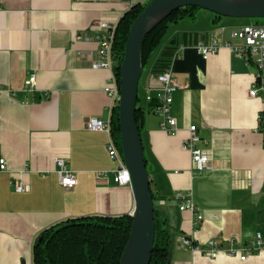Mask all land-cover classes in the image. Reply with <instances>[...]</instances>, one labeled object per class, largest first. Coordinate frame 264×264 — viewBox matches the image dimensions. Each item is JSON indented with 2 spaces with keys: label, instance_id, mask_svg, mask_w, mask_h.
Listing matches in <instances>:
<instances>
[{
  "label": "crops",
  "instance_id": "crops-1",
  "mask_svg": "<svg viewBox=\"0 0 264 264\" xmlns=\"http://www.w3.org/2000/svg\"><path fill=\"white\" fill-rule=\"evenodd\" d=\"M148 1L0 0V153L7 160L0 172V264H34L36 239L60 222L132 215L133 187L115 181L108 133L88 127L91 117H109L105 87L111 76L94 66L88 51L96 47L93 25H116L134 4ZM242 25L204 9L195 19L171 22L142 70L141 137L156 217L172 233L171 264H264V251L246 259L225 253L212 258L183 245L189 237L224 246L234 239L240 246L258 232L264 235V138L256 131L262 101L250 96L257 68L226 46L207 59L195 49L198 41L220 35L222 26L218 40L230 41L231 28ZM174 40L178 56L170 67L179 85L172 105L178 132L170 134L148 97L158 94L153 67ZM33 73L36 89L26 92L24 82ZM192 125L201 138L197 147L212 158V166L200 172L184 147ZM57 158L76 172L74 187L60 184ZM14 177L29 189L17 192ZM179 191L190 194L203 214L198 227L180 209Z\"/></svg>",
  "mask_w": 264,
  "mask_h": 264
},
{
  "label": "built area",
  "instance_id": "built-area-1",
  "mask_svg": "<svg viewBox=\"0 0 264 264\" xmlns=\"http://www.w3.org/2000/svg\"><path fill=\"white\" fill-rule=\"evenodd\" d=\"M116 27L117 24H110L106 21H100L92 26L93 30L97 31L98 34L95 37L96 47L93 50H89L88 54L94 58V66L107 68L111 72V76L105 87V91L110 98V104L108 107V119L104 120L100 117H91L88 122V127L91 130H104L108 133V155L110 159L117 164L116 168L113 169L115 181L120 185H132L131 173L125 162L122 149H120V145L113 135L111 123L112 110L119 104L121 95L120 81L114 71L113 59V42ZM225 29L226 28L223 26L220 28L221 34H223ZM221 34H215L210 42L203 40L198 41L195 44V49L204 59H207L226 46L248 57L254 64L257 68V73L254 87L250 90V96L259 98L262 101V107L257 115L256 131L262 134L264 138V23H247L242 26L232 27L230 30L231 40L225 43L218 40V37L222 36ZM233 40H237L238 42L233 43ZM176 56H178V51H176L174 58ZM156 80L158 82V94L155 97L149 96L148 99L150 101H152L153 98L157 100L155 112L162 119V129L167 133L176 134L178 132V124L173 114L172 105L174 101L173 94L176 92L179 85L173 77L172 68L170 67L166 71L158 73L156 75ZM36 86L37 76L33 73L25 80L24 90L26 92H34ZM188 131L189 135L184 142V147L190 150L192 154L193 169L200 172L212 166V158L207 151L197 147V143L201 140L197 132V126L192 125ZM56 163L58 165L57 173L60 184L67 188L74 187L78 183L76 172L68 168L66 160L63 158H57ZM6 170L7 160L0 153V172ZM12 184L17 192H24L29 189V186L20 178L16 179V177H14L12 179ZM176 197L180 202V209L190 212L192 214L194 227H198L204 220V216L190 197V194L179 191ZM226 244H228V246H224L225 244L218 240H209L205 244H198L193 242L189 237L183 238V245L189 247L194 252L198 251L212 258H216L220 253H225L229 256H239L241 259H246L250 254L264 251V235L258 232L249 244L236 246L234 239L229 240Z\"/></svg>",
  "mask_w": 264,
  "mask_h": 264
},
{
  "label": "trees",
  "instance_id": "trees-1",
  "mask_svg": "<svg viewBox=\"0 0 264 264\" xmlns=\"http://www.w3.org/2000/svg\"><path fill=\"white\" fill-rule=\"evenodd\" d=\"M150 1V0H149ZM148 1V2H149ZM134 4L117 23L113 42L114 71L120 81V66L125 56V47L130 28L146 4ZM200 7L188 6L172 12L153 28L142 44L143 68L149 63L151 54L160 46L169 23L185 17L195 19ZM216 18L224 16L214 14ZM186 38V35H184ZM175 40L164 47L157 59L153 72L166 71L176 53ZM153 98L151 105H156ZM143 109H136V119L141 133ZM112 132L121 146L119 107L111 113ZM148 169V167H147ZM155 241L150 264H171L172 233L157 219L155 210ZM133 217L129 214L117 216L92 215L69 219L44 229L33 246L34 264H121V257L130 237Z\"/></svg>",
  "mask_w": 264,
  "mask_h": 264
},
{
  "label": "water",
  "instance_id": "water-1",
  "mask_svg": "<svg viewBox=\"0 0 264 264\" xmlns=\"http://www.w3.org/2000/svg\"><path fill=\"white\" fill-rule=\"evenodd\" d=\"M196 6L229 18H264V0H150L134 20L120 66L119 124L122 153L132 177L135 207L130 237L121 264H150L155 241V202L136 119L146 35L172 12ZM171 258V256H170Z\"/></svg>",
  "mask_w": 264,
  "mask_h": 264
},
{
  "label": "rangeland",
  "instance_id": "rangeland-1",
  "mask_svg": "<svg viewBox=\"0 0 264 264\" xmlns=\"http://www.w3.org/2000/svg\"><path fill=\"white\" fill-rule=\"evenodd\" d=\"M235 20L240 22V23H243V24H247V23H259V24H262V23H264V18H236ZM159 47H157V48H159ZM157 48L154 50V54L157 52L156 51ZM146 68H148V65L146 66ZM146 68H145V70H146ZM140 87H141V82H140ZM141 102H142V99L139 100L140 104H141Z\"/></svg>",
  "mask_w": 264,
  "mask_h": 264
}]
</instances>
